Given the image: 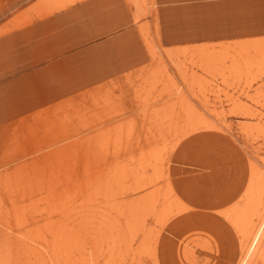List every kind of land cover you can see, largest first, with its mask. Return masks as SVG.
<instances>
[{
    "label": "rangeland",
    "instance_id": "rangeland-1",
    "mask_svg": "<svg viewBox=\"0 0 264 264\" xmlns=\"http://www.w3.org/2000/svg\"><path fill=\"white\" fill-rule=\"evenodd\" d=\"M44 4L72 50L52 70L1 15L0 264H242L258 235L264 264V38L174 43L153 0Z\"/></svg>",
    "mask_w": 264,
    "mask_h": 264
},
{
    "label": "crops",
    "instance_id": "crops-1",
    "mask_svg": "<svg viewBox=\"0 0 264 264\" xmlns=\"http://www.w3.org/2000/svg\"><path fill=\"white\" fill-rule=\"evenodd\" d=\"M45 0H0L2 11L8 12V35L35 41L26 47L25 63L36 61L37 69L52 70L72 54L47 47L48 31L56 29L62 11L41 15ZM155 16L166 40L180 44H213L264 38V0H153ZM28 17V21L22 19ZM19 22L21 24H17ZM31 22V23H30ZM19 25V26H18ZM38 44H41L40 46ZM52 46V43L49 42ZM30 48L31 51L28 50ZM13 53V51H10Z\"/></svg>",
    "mask_w": 264,
    "mask_h": 264
},
{
    "label": "bare ground",
    "instance_id": "bare-ground-1",
    "mask_svg": "<svg viewBox=\"0 0 264 264\" xmlns=\"http://www.w3.org/2000/svg\"><path fill=\"white\" fill-rule=\"evenodd\" d=\"M264 224V223H263ZM263 238V237H262ZM254 241L249 245L248 250L246 251V256L244 257V261L242 262V264H247L249 263L248 261L250 260V258H252L253 256L256 255L257 250L259 248V235L257 237H255V239H253ZM264 241V240H263ZM249 243V242H248ZM263 243V242H261ZM248 247V246H247Z\"/></svg>",
    "mask_w": 264,
    "mask_h": 264
}]
</instances>
